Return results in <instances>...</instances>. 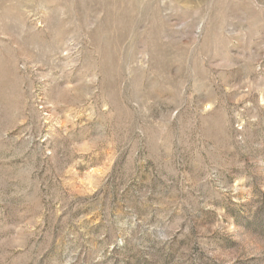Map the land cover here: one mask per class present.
I'll list each match as a JSON object with an SVG mask.
<instances>
[{"label": "rangeland", "instance_id": "rangeland-1", "mask_svg": "<svg viewBox=\"0 0 264 264\" xmlns=\"http://www.w3.org/2000/svg\"><path fill=\"white\" fill-rule=\"evenodd\" d=\"M0 264H264V0H0Z\"/></svg>", "mask_w": 264, "mask_h": 264}]
</instances>
